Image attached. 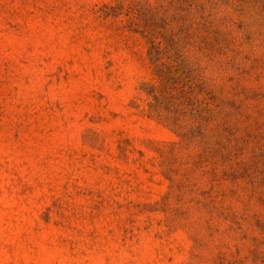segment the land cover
<instances>
[{
    "label": "rangeland",
    "instance_id": "1",
    "mask_svg": "<svg viewBox=\"0 0 264 264\" xmlns=\"http://www.w3.org/2000/svg\"><path fill=\"white\" fill-rule=\"evenodd\" d=\"M0 264H264V0H0Z\"/></svg>",
    "mask_w": 264,
    "mask_h": 264
}]
</instances>
